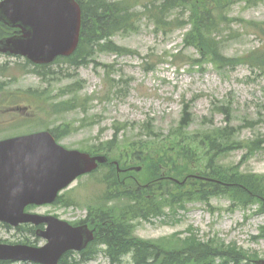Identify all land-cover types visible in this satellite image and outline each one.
I'll return each instance as SVG.
<instances>
[{
  "label": "rangeland",
  "instance_id": "374dc122",
  "mask_svg": "<svg viewBox=\"0 0 264 264\" xmlns=\"http://www.w3.org/2000/svg\"><path fill=\"white\" fill-rule=\"evenodd\" d=\"M205 1L211 5L215 0ZM187 10L186 6L171 11L167 21L177 18L178 23L163 27L140 15L133 32L113 37L121 51L96 53L78 68L58 63L39 77L27 71L24 60L3 65L5 58L0 57V139L56 129L58 143L67 149L113 150L112 161L140 169L128 175L122 188L115 185V172L99 169L74 182L59 204L33 208L31 213L79 222L110 182L111 194L118 195L119 189L134 194L153 176L168 175L184 185H152L141 203L163 206L158 215L129 223L133 237L161 246L179 241L184 245L193 238L215 247L213 264H232L219 256L230 251L240 255L239 264H253L264 260V238L258 235L264 212L259 204L234 205L223 189L208 190L213 196L206 201L175 203L171 196L202 189L200 180L210 176L213 165V151L202 137L220 128L235 129L240 149L215 157V162L227 170L264 177V0H220L221 29L216 38L227 60H233L228 66L211 63L185 43L191 30ZM59 104L74 108L63 110ZM184 111L190 125L185 132L177 131ZM255 141L258 148L250 151ZM183 151L189 159L183 158ZM114 206L120 209L123 202ZM22 238L21 232L0 228L4 243ZM98 254L87 264H108Z\"/></svg>",
  "mask_w": 264,
  "mask_h": 264
},
{
  "label": "trees",
  "instance_id": "16d2710c",
  "mask_svg": "<svg viewBox=\"0 0 264 264\" xmlns=\"http://www.w3.org/2000/svg\"><path fill=\"white\" fill-rule=\"evenodd\" d=\"M76 1L82 12L78 47L71 57L57 60V63H65L69 68L74 69L87 64L96 53L109 52L117 54L121 49L112 42V38L118 33L133 32L137 28L138 18L141 14L151 18L156 27H163L178 23L177 18L169 22L167 21L169 13L186 6L188 7L187 18H189L191 30L186 36L185 43L194 47L203 57L208 58L215 65L224 63L223 66H228L233 62V60H227L222 55V49L220 48L222 44L216 38V36H220L221 29V16L218 14L220 0H215L211 5L205 0ZM138 6L143 9L142 12L137 9ZM6 30L5 27L0 25L1 33H6ZM38 74L40 73L38 72ZM74 87L75 91L78 90L76 86ZM59 105H63L61 107L63 110L74 108L73 104ZM187 121V118L183 115L179 124L181 131H185V128L189 126V122L187 123ZM234 130V128L227 127L217 129L210 134H203L202 140L206 142L210 151H213V158L225 151L240 149V143L234 140ZM53 135L57 137L56 129ZM258 145L259 142L255 141L250 144L248 149L250 151L257 149ZM183 155L185 159L190 158L187 151H183ZM160 162L161 159H157V163L160 164ZM209 174V178L211 177V180H216L218 184H212L215 182L199 184L198 186L202 187L199 191L191 190L187 193H178L176 196L171 197H175L174 200H177L176 202L190 201L192 199L205 200L207 196L213 195L209 194L208 190L213 189L211 193H215V191L220 192L223 189L233 203L246 206L255 201L264 212V177L240 173L234 168L222 170L214 162L212 167H209ZM116 175L117 183L115 185L121 188L124 187L121 183L120 175ZM152 183H156V181ZM110 189L111 187L108 188V192ZM150 189H152L151 186L148 189L140 188L135 194H129L127 191L124 192L123 189H119L117 196L129 200V203H133L132 205L135 206H131L129 209L126 208L122 213L116 212L115 218H113L112 214V217L106 214L101 208L94 211L97 220L102 224L106 223L100 228L98 236H101L105 240L106 249L104 254L109 259L110 264H123L124 262L121 257L132 249L135 250L133 257L135 264H149L150 258L151 264H190L192 262L196 264H212L208 263V260H213V258L205 255L195 260L191 259V257L200 255L201 253H207L201 249L206 247L196 243L193 238L188 239L182 246H180L181 243L179 242L171 243L169 246H161L159 243L152 244L143 242L133 237L132 227L127 222L128 216L133 218L134 216L145 217L148 215H158L161 210L162 206H158L157 203H153L151 207L141 203L140 198L144 197L141 194L148 195ZM124 216H126V219ZM21 231L29 232L30 230L29 228H21ZM259 233L261 238H264V227L259 230ZM93 253H84L82 259L84 261L89 260L92 258ZM214 254L215 252L213 251L212 255ZM239 257L240 255L234 251L227 253L228 260L235 263H237ZM77 263V261L69 258V254L62 257L59 261V264Z\"/></svg>",
  "mask_w": 264,
  "mask_h": 264
},
{
  "label": "water",
  "instance_id": "95a60500",
  "mask_svg": "<svg viewBox=\"0 0 264 264\" xmlns=\"http://www.w3.org/2000/svg\"><path fill=\"white\" fill-rule=\"evenodd\" d=\"M0 21L21 29V36L0 41V52L48 64L76 49L81 11L75 0H3ZM105 161V157L67 151L47 132L0 141V221L12 226L47 225L38 234L47 240L45 246L0 245V260L56 264L65 252L83 249L91 240L86 228H72L53 217L25 214L24 208L53 203L57 193L76 177L94 170L96 162Z\"/></svg>",
  "mask_w": 264,
  "mask_h": 264
},
{
  "label": "clouds",
  "instance_id": "9594fccd",
  "mask_svg": "<svg viewBox=\"0 0 264 264\" xmlns=\"http://www.w3.org/2000/svg\"><path fill=\"white\" fill-rule=\"evenodd\" d=\"M134 255H135V250L132 249L124 256H122L121 259L127 261V264H135V261L133 259ZM149 264H151V258L149 260Z\"/></svg>",
  "mask_w": 264,
  "mask_h": 264
},
{
  "label": "bare ground",
  "instance_id": "6f19581e",
  "mask_svg": "<svg viewBox=\"0 0 264 264\" xmlns=\"http://www.w3.org/2000/svg\"><path fill=\"white\" fill-rule=\"evenodd\" d=\"M85 224L94 230H100V228L103 227V224L98 220H91L86 222Z\"/></svg>",
  "mask_w": 264,
  "mask_h": 264
}]
</instances>
